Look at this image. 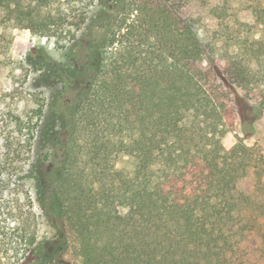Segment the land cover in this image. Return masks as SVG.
<instances>
[{
  "label": "trees",
  "instance_id": "1",
  "mask_svg": "<svg viewBox=\"0 0 264 264\" xmlns=\"http://www.w3.org/2000/svg\"><path fill=\"white\" fill-rule=\"evenodd\" d=\"M71 12L61 60L0 73V264H264V0H0V29Z\"/></svg>",
  "mask_w": 264,
  "mask_h": 264
},
{
  "label": "rangeland",
  "instance_id": "2",
  "mask_svg": "<svg viewBox=\"0 0 264 264\" xmlns=\"http://www.w3.org/2000/svg\"><path fill=\"white\" fill-rule=\"evenodd\" d=\"M24 12L27 11V5L28 2L25 1L24 3ZM32 6H35V3H33ZM61 10H65L64 5L61 7ZM41 15H44V12L40 13ZM65 14L69 15V11H65ZM71 18L67 17L66 22L64 24L57 23L53 27L52 36L49 38H41L33 33L31 31L24 27L27 24V21L19 22L12 18V21L9 25H7V28L0 29V35L4 37V41H0V73L5 75H8L12 77V74L14 72H18L19 65L21 63H25L27 61L29 52L35 47V46H43L47 49L50 56H52L54 59L61 60V56L63 55V49L60 48L61 46H64L74 35V28L70 25L72 21L77 22L79 20L78 12H71ZM74 16H76L75 19ZM207 25H213L214 21L212 19H207L206 21ZM80 33L75 31V35H79ZM55 43H58L59 47ZM27 64V63H26ZM28 65V64H27ZM28 66H31L30 64ZM32 80L36 76V72H32ZM78 78L76 87L72 93V95H80V93L84 90V86L86 85L87 77L83 73V69H78ZM29 91H35L36 88L34 85H27L26 87ZM244 125L247 127L248 123L246 119H243ZM240 125L235 126V128L230 131L223 139V144L226 147H231L236 141L237 138L242 136ZM253 141H259L264 144V119L258 124L257 132L254 137H252L249 141V143ZM42 150L38 149V152L40 153ZM119 166L122 167H133L134 161L128 157H122L119 161ZM247 189H251L252 185L247 183L245 185ZM39 212V211H37ZM124 212V211H123ZM39 214V213H38ZM42 224L40 226V233L43 235H47L49 233V227L47 226V222L45 219H41ZM57 247H60V244L57 245ZM56 249V246H53V250Z\"/></svg>",
  "mask_w": 264,
  "mask_h": 264
}]
</instances>
